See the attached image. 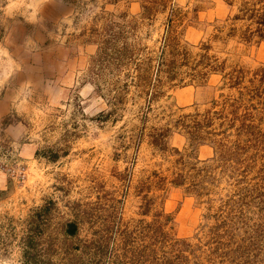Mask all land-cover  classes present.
Listing matches in <instances>:
<instances>
[{"label":"rangeland","instance_id":"374dc122","mask_svg":"<svg viewBox=\"0 0 264 264\" xmlns=\"http://www.w3.org/2000/svg\"><path fill=\"white\" fill-rule=\"evenodd\" d=\"M12 1L44 18L22 69L1 46ZM58 1L74 13H46ZM263 13L260 0H0L13 100L0 264H25L28 242L50 264H264Z\"/></svg>","mask_w":264,"mask_h":264},{"label":"crops","instance_id":"0c3cea01","mask_svg":"<svg viewBox=\"0 0 264 264\" xmlns=\"http://www.w3.org/2000/svg\"><path fill=\"white\" fill-rule=\"evenodd\" d=\"M23 3V4H22ZM12 1L7 9L12 14L14 21L11 26L6 30L5 37H3V54L5 58H8L7 62L13 65V68L22 69L27 65V60H24L23 56L20 57V50L25 48L24 45L27 43L45 42L46 35L42 30H37L32 33L30 31L32 28H37L44 19L42 17L43 13L40 15L39 8H33L36 5L27 4V2ZM75 11L73 5L69 2L58 1L56 4H49L46 8V13H50L57 20L70 17ZM7 13L6 11L4 12ZM39 15L42 17H39ZM49 16V15H48ZM50 17V16H49ZM48 17V18H49ZM3 19V15L0 17ZM41 37V38H38ZM22 59V61H21ZM7 70L9 73H13L14 69ZM16 73V71L14 72ZM11 76H8V80ZM12 98L7 95L0 96V117L6 116L12 106Z\"/></svg>","mask_w":264,"mask_h":264},{"label":"trees","instance_id":"16d2710c","mask_svg":"<svg viewBox=\"0 0 264 264\" xmlns=\"http://www.w3.org/2000/svg\"><path fill=\"white\" fill-rule=\"evenodd\" d=\"M260 1H264V0H260ZM254 12L255 11H253V14H254ZM259 20H260L261 23L264 24V13L261 14V18H259ZM239 80H241V78L240 77H236V80L234 81L236 83V85H238V84L241 83ZM164 138H165V134L163 135V138L162 139H164ZM155 142H156V145L157 146H162V142L160 140V136L157 137V139L155 140ZM175 182H176L175 184H177V185L181 184V182H179V180H175ZM37 216H38V218H37ZM34 218H35L34 221L39 222V225H40L41 223H45V220H43L44 222H41V219L46 218V216L44 215L43 210H38L37 215H35ZM78 231H79V223H78V221H70V222H68V225L66 226V230H65L66 237L67 238L72 237V236L73 237L76 236L77 233H78ZM34 239L36 241L37 238L34 237ZM101 242H102L101 236H98L97 235V238L94 240V244L95 245H98L97 246V248H98L97 249V254H98V256L100 254L103 255V256H105V255L108 254V252L103 247H104V245H107V244H105L104 240H103V244ZM106 243H108L107 242V238H106ZM27 245H28V247H26V250H25V258H26L25 264H50L49 263V260H47V259L45 260V258H43V257H38V255L41 253V250L40 249L37 248V251H34V250H31L29 248V246L31 245V244H29V242L27 243ZM32 247H34V246H32ZM105 247L109 248V246H105ZM72 249H73V247H72ZM72 249H70L69 251H72ZM148 252H149V254L145 255V258L148 257L147 260L150 258L149 256L152 255L151 253L152 252L154 253V251L153 250H145V253H148ZM69 253H71V252H69ZM110 257H111V255H110ZM114 257H115V259L112 260V261H108V263L115 264L117 262V258H116V256H114ZM134 257L137 258L136 255H134ZM96 264H102V263L98 260V261H96ZM122 264H127L126 262H124V259L122 261ZM154 264H159V262L156 263V261H155Z\"/></svg>","mask_w":264,"mask_h":264}]
</instances>
